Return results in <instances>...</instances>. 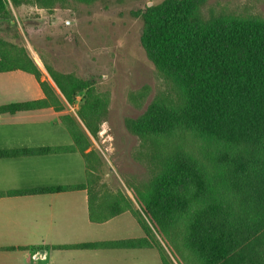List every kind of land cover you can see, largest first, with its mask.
Segmentation results:
<instances>
[{
  "label": "trees",
  "instance_id": "trees-1",
  "mask_svg": "<svg viewBox=\"0 0 264 264\" xmlns=\"http://www.w3.org/2000/svg\"><path fill=\"white\" fill-rule=\"evenodd\" d=\"M96 1L0 0V20L8 17L10 3L52 10L69 2ZM205 1L164 3L150 16L141 37L170 91L131 126L152 175L140 189L133 188L140 213L126 197L101 195L95 188L97 169L88 135L99 132L107 101L89 82L49 67L47 73L68 104L83 93L77 117L87 133L71 116L62 115L59 120L71 146L1 151L0 158L79 153L86 181L8 194L86 190L91 222L130 212L145 235L131 242L155 249L161 264H174L168 252L176 264H264V20L213 14L204 18ZM15 70L32 75L44 97L2 105L0 114L63 110L27 51L0 38V73Z\"/></svg>",
  "mask_w": 264,
  "mask_h": 264
},
{
  "label": "rangeland",
  "instance_id": "rangeland-1",
  "mask_svg": "<svg viewBox=\"0 0 264 264\" xmlns=\"http://www.w3.org/2000/svg\"><path fill=\"white\" fill-rule=\"evenodd\" d=\"M168 1L69 2L52 10L32 5L14 7L10 3L8 17L0 20V38L27 51L41 72V80L50 84L57 94L56 105L63 107L58 112L60 116H71L86 132L77 117L83 93L76 96L73 104H68L46 67L89 82L94 92L107 101L99 132L95 137L87 134L89 151L94 154L92 164L97 169L95 188L101 195L126 197L137 213L140 207L133 188L140 189L152 175L147 158L139 155L144 149L131 126L154 101L170 91L145 53L141 37L150 16ZM201 13L204 18L213 14L264 20V0H206ZM77 181L75 177L74 182ZM127 230L126 223L117 220L100 227L95 239L110 241L131 236ZM136 230L141 237L139 226ZM155 239L163 242L158 235ZM155 254L152 251L156 262ZM166 255L176 264L169 252Z\"/></svg>",
  "mask_w": 264,
  "mask_h": 264
},
{
  "label": "crops",
  "instance_id": "crops-1",
  "mask_svg": "<svg viewBox=\"0 0 264 264\" xmlns=\"http://www.w3.org/2000/svg\"><path fill=\"white\" fill-rule=\"evenodd\" d=\"M0 76L5 77L0 78V106L44 97L32 75L15 70ZM60 115L52 108L0 114V152L71 146ZM85 172L79 153L0 158V264H161L155 249L131 242L145 235L130 212L103 223L91 222L86 190L8 194L81 185ZM75 177L79 181L74 182ZM117 220L126 223L131 236L95 239L100 227Z\"/></svg>",
  "mask_w": 264,
  "mask_h": 264
}]
</instances>
